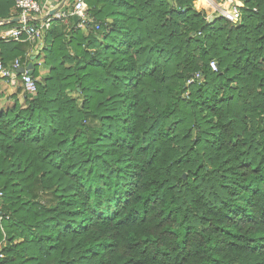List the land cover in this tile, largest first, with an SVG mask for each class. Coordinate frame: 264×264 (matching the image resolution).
I'll return each mask as SVG.
<instances>
[{
	"label": "trees",
	"instance_id": "16d2710c",
	"mask_svg": "<svg viewBox=\"0 0 264 264\" xmlns=\"http://www.w3.org/2000/svg\"><path fill=\"white\" fill-rule=\"evenodd\" d=\"M84 1L102 38L52 21L0 108V264H264V0Z\"/></svg>",
	"mask_w": 264,
	"mask_h": 264
},
{
	"label": "built area",
	"instance_id": "2783aa9c",
	"mask_svg": "<svg viewBox=\"0 0 264 264\" xmlns=\"http://www.w3.org/2000/svg\"><path fill=\"white\" fill-rule=\"evenodd\" d=\"M68 1V0H67ZM67 1L64 5L67 4ZM215 8L219 16L224 17L231 23H237L241 20V9L244 4L241 0H207ZM62 3V0H15L14 5L17 9L16 23L9 27L0 29V42H28L35 51L42 49V39L45 31L50 27L51 22L60 20L66 25H71V18L77 17L76 26L78 28H86L89 25L98 28V24L92 25L93 18L88 16L86 10L87 5L84 0H76L70 10L51 11ZM9 22L8 20H0V25ZM1 54V48H0ZM29 61L20 57L13 59L8 64H4L0 58V74L6 79L11 87H20L22 92L34 94L37 90V78L28 73V70L19 72L20 68H25ZM215 70L216 64L210 63ZM1 196V192H0ZM4 218L0 214V220ZM4 257L0 246V259Z\"/></svg>",
	"mask_w": 264,
	"mask_h": 264
},
{
	"label": "rangeland",
	"instance_id": "374dc122",
	"mask_svg": "<svg viewBox=\"0 0 264 264\" xmlns=\"http://www.w3.org/2000/svg\"><path fill=\"white\" fill-rule=\"evenodd\" d=\"M75 1L76 0H71L69 3H67V7H66V9L65 10H70L72 7H73V4L75 3ZM198 1L199 0H196V1H194V3H193V5H194V7L196 8V9H198V10H200V9H203L204 11H205V13H206V19L207 20H209V21H212L214 18H216V17H220L219 16V14H218V12L217 11H213V10H206V9H204V8H201V7H198L196 4L198 3ZM203 1H205V0H202V3H203ZM210 6V5H209ZM209 8H211V6L209 7ZM93 18V17H92ZM93 21H94V18H93ZM241 21H242V17H241V20H239L237 23H232L234 26H237V25H239V24H241ZM95 22V21H94ZM111 22H112V19L111 18H107L106 20H105V25L107 24V25H109V24H111ZM96 24H98L97 22H95ZM106 25V31H107V28H109V26H107ZM83 31H84V33H93V34H97L96 33V31L98 30V28H92V26L91 25H89L88 27H86V28H81ZM97 38H99V39H101L102 38V36L99 34H97ZM44 75H46V74H44ZM44 75H40L39 76V78L37 79L38 81H41V79H42V77L44 76ZM2 80V83H4V85L7 87H10V88H12V93H18L17 94V99L19 100V102L21 103V104H23V92H17V89L18 88H16V87H11V86H9L8 85V83H7V81H6V79L0 74V81ZM7 87V88H8ZM6 88V90H5V92H4V95H5V97H4V100H0L1 102H0V107L2 108V109H6L7 107H11L12 105H13V100H11L12 99V95H10V93H8V89ZM68 93V95H70L71 97H73V98H78V95L75 93V92H71V91H68L67 92ZM10 101V102H9ZM193 133H194V131H193ZM182 174H184L185 176H186V171H184ZM22 241V239L21 238H18V239H15L14 240V242H21ZM5 244H7V243H5Z\"/></svg>",
	"mask_w": 264,
	"mask_h": 264
},
{
	"label": "crops",
	"instance_id": "0c3cea01",
	"mask_svg": "<svg viewBox=\"0 0 264 264\" xmlns=\"http://www.w3.org/2000/svg\"><path fill=\"white\" fill-rule=\"evenodd\" d=\"M66 7H67V4L66 5H64L63 4V6L62 7H60L58 10H60V11H66L65 9H66ZM62 22V21H61ZM63 23V22H62ZM0 29H4V28H0ZM41 44L42 45H44V38L42 39V42H41ZM28 52H29V49H28ZM40 52V50L39 51H35V48L32 50L31 49V51H30V61L32 62V64H33V69H34V64L36 63L37 64V68H38V73H39V76L40 75H44V74H46V72H47V70H48V67H46L43 63H42V61L41 60H36V58H35V55H37L38 53ZM27 54V53H26ZM39 76H36L37 77V79L39 78ZM8 87V86H7ZM5 85H4V83H2V80L0 81V93H2V97L0 98V100H4V97H5V95H4V92H5V90H6V88H7ZM9 88V89H8ZM7 89L9 90L8 91V93H10V95L12 94V88H10V87H8ZM11 100H13V99H11ZM1 102V101H0ZM10 102V101H9ZM1 108V107H0Z\"/></svg>",
	"mask_w": 264,
	"mask_h": 264
},
{
	"label": "water",
	"instance_id": "95a60500",
	"mask_svg": "<svg viewBox=\"0 0 264 264\" xmlns=\"http://www.w3.org/2000/svg\"><path fill=\"white\" fill-rule=\"evenodd\" d=\"M66 1H67V0H62V3L60 4V6H58V7L55 8V9H53V10L51 11V13L55 12V11L58 10L60 7H62L63 4H64ZM13 20L16 21L17 18H14ZM73 20H74V21H77V17H76V16H73ZM25 69L28 70V73H30V74L33 75V70H34V69H33V64H32L31 61L28 62V64L26 65L25 68H20V69H19V72H23ZM184 176H185V175H183V177H184Z\"/></svg>",
	"mask_w": 264,
	"mask_h": 264
},
{
	"label": "bare ground",
	"instance_id": "6f19581e",
	"mask_svg": "<svg viewBox=\"0 0 264 264\" xmlns=\"http://www.w3.org/2000/svg\"><path fill=\"white\" fill-rule=\"evenodd\" d=\"M198 7H201V8H204V9H206V10H213L215 7L213 6V5H211L208 1L206 2V1H203V5H202V3L200 4V5H198V4H196ZM211 6V8H209L210 6Z\"/></svg>",
	"mask_w": 264,
	"mask_h": 264
}]
</instances>
